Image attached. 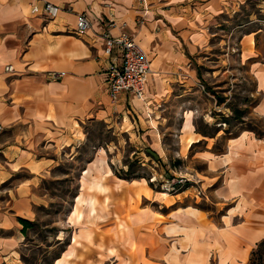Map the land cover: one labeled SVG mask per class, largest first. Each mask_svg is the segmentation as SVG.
<instances>
[{
    "label": "crops",
    "instance_id": "obj_1",
    "mask_svg": "<svg viewBox=\"0 0 264 264\" xmlns=\"http://www.w3.org/2000/svg\"><path fill=\"white\" fill-rule=\"evenodd\" d=\"M45 1L58 5L56 17L32 12ZM248 1L0 0V264H27L33 230L20 219L41 223L47 179L75 162L93 123L128 135L137 158L169 177L178 162L181 174L199 178L204 198L195 188L169 193L125 179L114 151L93 145L66 218L70 243L52 264H249L264 239V128L245 124L220 150L224 129L207 135L184 106L214 28ZM80 13L91 23L82 36L75 33ZM122 32L146 52L151 73L141 96L123 91L112 99L109 68L122 54H107L105 39ZM240 48L255 87L250 114L264 124V21Z\"/></svg>",
    "mask_w": 264,
    "mask_h": 264
},
{
    "label": "rangeland",
    "instance_id": "obj_2",
    "mask_svg": "<svg viewBox=\"0 0 264 264\" xmlns=\"http://www.w3.org/2000/svg\"><path fill=\"white\" fill-rule=\"evenodd\" d=\"M249 17L254 19L250 27H240L249 21ZM262 21L264 0H249L239 14L232 15L224 22L223 27L214 28L211 37L213 47L202 51L196 61L199 80L188 92L189 101L185 102L184 106L188 112L192 111L198 129L207 135L214 134L216 129H224L226 135L220 137L215 144L220 150L224 149L225 139L237 135L245 124L248 127L255 126L259 133L264 128L263 121L250 114L254 103V81L246 71L247 66L242 67L239 62L244 34L249 29L259 28ZM183 118L184 116L176 117V123H180ZM87 131L88 142L79 157L75 162L65 161L54 171L58 178L47 179L44 185L48 189L50 205L38 214L39 220L45 226L30 232L29 245L24 250L27 264H48L70 243L72 228L67 225L66 218L73 210L79 172L85 166V160L88 159L89 150L93 145L104 154L105 150L108 154L109 151H114L111 160L115 163L117 174L125 179L142 182L146 180L157 190L173 193L176 191L166 190L163 185L165 180L174 181L183 177L185 179L177 185L178 189L195 188L196 198H204L205 190L198 189L201 184V181L197 180L199 178L194 174H181L183 170L178 162L172 165V176L169 177L160 172L159 165L150 162L145 165L141 158H137L139 150L128 135L114 136L101 123L88 125ZM152 180L154 182H151Z\"/></svg>",
    "mask_w": 264,
    "mask_h": 264
},
{
    "label": "built area",
    "instance_id": "obj_3",
    "mask_svg": "<svg viewBox=\"0 0 264 264\" xmlns=\"http://www.w3.org/2000/svg\"><path fill=\"white\" fill-rule=\"evenodd\" d=\"M58 11V5L49 1H45L42 7H40L38 3L32 4V12L35 14H44L50 18H54L57 16ZM90 26L91 23L86 13L78 14L75 33L82 36L87 32ZM114 48L120 50L122 61L120 65H112L109 68L107 82L110 96L112 99H117L118 95L123 91H130L141 96L144 93L148 76L151 73L150 60L146 52L127 32H122L116 37L106 34L105 52L110 55ZM6 69L12 71L13 66L8 65ZM63 74V72L54 73V77L58 78L63 76ZM183 179L185 178L180 177L178 180L174 181L165 180L163 185L166 186L165 188L168 191H176V188L178 189L177 185H180V183L184 181ZM151 182L154 181L152 180ZM167 186H169V188H167ZM198 189L200 191L202 190L200 187H198Z\"/></svg>",
    "mask_w": 264,
    "mask_h": 264
},
{
    "label": "trees",
    "instance_id": "obj_4",
    "mask_svg": "<svg viewBox=\"0 0 264 264\" xmlns=\"http://www.w3.org/2000/svg\"><path fill=\"white\" fill-rule=\"evenodd\" d=\"M43 210V208H40L39 211ZM24 230L26 228H32V230H36L37 228H42L45 226V224H41L38 220L31 222L26 219H20ZM47 225V224H46ZM60 254L56 255L55 258H53L48 264H52L54 259L58 258ZM264 239H262L259 243H257V246L254 248V250L251 253L249 264H264ZM26 260V258H25Z\"/></svg>",
    "mask_w": 264,
    "mask_h": 264
},
{
    "label": "bare ground",
    "instance_id": "obj_5",
    "mask_svg": "<svg viewBox=\"0 0 264 264\" xmlns=\"http://www.w3.org/2000/svg\"><path fill=\"white\" fill-rule=\"evenodd\" d=\"M191 118V117H190ZM189 120V119H188Z\"/></svg>",
    "mask_w": 264,
    "mask_h": 264
}]
</instances>
